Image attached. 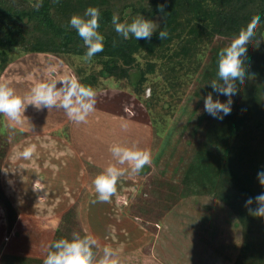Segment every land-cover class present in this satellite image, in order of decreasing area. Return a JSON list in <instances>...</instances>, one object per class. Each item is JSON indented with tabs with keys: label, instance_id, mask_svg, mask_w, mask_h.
Returning a JSON list of instances; mask_svg holds the SVG:
<instances>
[{
	"label": "rangeland",
	"instance_id": "rangeland-1",
	"mask_svg": "<svg viewBox=\"0 0 264 264\" xmlns=\"http://www.w3.org/2000/svg\"><path fill=\"white\" fill-rule=\"evenodd\" d=\"M152 19L161 23V16L156 15ZM223 39L213 43H221ZM10 56L11 62L0 68V80L8 81L21 95L27 89L30 91L35 84L52 78L54 72L57 73H54L55 78L52 79L68 75L78 79L80 75L76 72L81 71L82 75L89 72V66L79 55L24 54L17 49L12 50ZM90 67L95 69L93 65ZM154 80L156 77L152 75L149 83L145 84V97L151 92L150 84ZM191 80L190 77L186 78L184 93L178 91L176 85L168 91L163 90L167 88L163 84L157 89L148 102L153 107L149 112L152 138L149 142L144 140L145 146L150 144L148 150L151 152V163L145 167L150 170V175H129L131 169L126 170L122 179L136 177L137 182L132 180V184H117L116 192L111 196L113 198L104 205L96 201V195L89 196V199L85 195L89 190H94L92 181L101 172L100 169L92 166L87 154L78 158L75 153L86 149V152L91 151V155H94L95 151H100L104 142H73L69 123H66L71 119L60 107L43 109L45 120L41 130L45 132L47 122L53 126L48 127L46 133L35 136L21 132L17 128L22 125L14 127L13 122L1 114L0 131L5 135H0V146L4 143L8 147V155L0 166V186L15 212L9 220L7 211L10 208H6L0 201V264H43L50 250L47 237L53 242L86 232L98 240V245L94 246L96 261L103 258L105 243L124 240L127 245L111 247L116 253L117 264H231L242 243L241 225L236 215L222 201L209 194L210 181L204 178L205 174L198 177L195 168L189 167L199 145L206 142L204 127L199 122L200 115H205L203 100L191 93ZM101 83L105 86L104 90L107 88L105 92H113V89L122 87L133 95V87L122 80L108 78ZM108 98L97 93L95 104L99 105L96 107L106 108L113 96ZM124 104L122 102V110L131 112V107L127 106V109ZM37 111L26 108L24 119L29 115L36 118ZM134 133L139 135V132ZM122 135L126 138L128 136ZM32 146L31 157L24 158L22 152ZM215 150L218 153L220 146H216ZM55 157H62L60 162L65 166L55 165ZM81 161H88L92 168L86 171L85 187L76 199L82 185L79 182L81 174L74 164ZM57 167H61L58 179L50 181L58 184L57 187H49L45 196L40 194L36 185L33 189L32 184L38 182L31 181L39 169H48L47 174H57ZM139 176L143 177L141 184H137ZM60 184H64L65 188ZM133 192L136 194L131 203H125L124 197L129 198ZM125 208L133 217L136 214L139 222L131 220V217L127 219L123 210ZM132 226L137 227V230ZM122 227L125 228L124 233L135 231V237L119 235ZM142 231L145 232L143 236ZM40 236L44 237L39 240L37 237Z\"/></svg>",
	"mask_w": 264,
	"mask_h": 264
},
{
	"label": "trees",
	"instance_id": "trees-1",
	"mask_svg": "<svg viewBox=\"0 0 264 264\" xmlns=\"http://www.w3.org/2000/svg\"><path fill=\"white\" fill-rule=\"evenodd\" d=\"M33 2L0 0V68L11 62L10 52L17 49L24 54L79 55L89 66L84 75L76 72L80 83L98 90L105 88L99 82L108 78L122 80L133 87V96L148 114L153 108L148 102L162 84L167 87L164 91L176 85L184 93L183 85L190 77L191 93L199 99L208 95L218 54L230 49L252 22L261 21L251 37L245 84L237 89L231 118L218 127L200 115L206 142L199 145L189 167L195 168L198 177L205 174L204 178L210 181L209 194L222 201L241 225L242 243L231 264H264V217L251 215L245 207L248 197L264 191L257 178L258 170L264 169V0H43L39 9L32 6ZM161 4L165 6L163 12L158 7ZM90 6L100 9L99 31L105 41L103 51L88 60L83 40L68 21ZM114 13L122 22L138 14L161 16L160 26L167 36L161 40L158 29L151 40H124L112 25ZM222 38L221 43H213ZM152 75L156 80L145 97V84ZM218 103L224 107L223 102ZM1 141L0 138V144ZM216 146H220L218 153ZM7 150L3 143L0 166ZM1 189L0 186V201L10 208V220L15 210Z\"/></svg>",
	"mask_w": 264,
	"mask_h": 264
},
{
	"label": "clouds",
	"instance_id": "clouds-1",
	"mask_svg": "<svg viewBox=\"0 0 264 264\" xmlns=\"http://www.w3.org/2000/svg\"><path fill=\"white\" fill-rule=\"evenodd\" d=\"M43 0H34L32 6L39 9ZM164 11V5L158 6ZM101 12L98 7L90 6L83 14H73L68 23L75 29L86 46L85 59L90 60L96 53L104 49L105 36L99 31ZM114 30L124 40L135 38L136 40H151L158 31V37L164 40L167 32L164 27L143 14H138L131 20L121 21L119 15L113 14L111 19ZM261 21L252 22L248 31L234 43L227 51L222 50L216 61V75L210 81L211 92L203 96V112L207 119L218 127L231 118L232 104L237 98V89L245 84V69L247 50L252 35L260 26ZM115 43V41H114ZM60 87H57V85ZM96 91L91 85L82 84L75 76H63L58 79L49 78L35 84L30 92L19 94L8 81L0 80V114H4L13 122V126L23 124L25 109L32 105L37 110L44 108L60 107L65 110L69 119L76 122L85 121L88 114L93 111L96 103ZM223 102L224 107L220 106ZM126 126V125H125ZM33 148H25L22 152L24 158L31 157ZM110 152L117 158L118 164L128 162L131 165L129 175L141 172L145 165L151 163V152L138 146H129L116 143L110 146ZM126 170L109 164L93 179L92 183L99 201H109L116 192V185L120 178L125 176ZM257 178L261 186H264V169L257 172ZM255 203V207H251ZM248 212L257 217H264V191L254 197L245 200ZM98 245L97 238L86 232L80 236L59 238L49 245V251L43 260V264H117L116 253L105 246L103 258L94 259V246Z\"/></svg>",
	"mask_w": 264,
	"mask_h": 264
},
{
	"label": "crops",
	"instance_id": "crops-1",
	"mask_svg": "<svg viewBox=\"0 0 264 264\" xmlns=\"http://www.w3.org/2000/svg\"><path fill=\"white\" fill-rule=\"evenodd\" d=\"M64 71L66 72V74H70L67 70H64ZM54 73H57V72H54ZM54 76H55V74H54ZM54 76L52 75V78H55ZM56 78H59V77L57 76ZM116 89H113V92H111V90H109L108 92H105V91H107V88L105 90L100 89V91L95 89L96 94L98 93L102 96L104 95V96H106V98H108V97L112 98V96H113V99L110 100V102L106 106L107 109L106 108L101 109L102 107L97 108L96 106H98L99 104L98 105L95 104L93 111L88 114L85 121L76 122L74 120H71L70 122L69 121L66 122V123H69L70 138H72L73 142H77V141L86 142V141L95 140V141H101V142L105 143L102 146V148L100 149V151L98 150L97 152L96 151L94 152V155H91V151L86 152L85 151L86 149L83 152L82 151H75V153L78 154V158L81 157V155L85 156V154H87L86 157L88 158V161L92 164V166L98 167L100 169V171H102L105 167H107L109 164H112V163L117 164L118 167L123 168V169L128 170V171L131 169V165L128 162H125L124 164H118L117 163V158L114 157L109 150L110 146H112L113 144L123 143V144L129 145V146H138L142 149L145 148L148 150V148L150 147V144L148 147L145 146L144 140H146L145 142H149V139L152 138V135H151V129H152L151 125L152 124L150 123L149 114H148L145 106L141 102H139L137 100V98H135L129 91H127V89H124L122 87H118ZM101 91H102V93H99ZM28 92H30V91L27 89L26 93H28ZM103 92H105L107 94H104ZM119 96H120V100L118 102ZM122 102H125L124 105H126V108H127V106L131 107V112L128 113V112L122 110L123 109ZM102 103L104 104V102H102ZM26 108H28V110L30 108L36 109L32 105H30V106L28 105ZM45 110H47V108H45ZM140 110H141V112H140ZM38 111H37L38 115L36 118L32 117V115H29L28 118L24 119L23 124H20L22 126H18V124H17L14 127L18 126L17 129H19L21 132L26 133V134H33L34 136H35V134H38V133H46V130H48V127L53 126V125H51L47 122V124L44 127L45 132L43 130H41V127H42L44 120H45V117L42 116L44 114V110L42 109V110H38ZM133 111H135V112L133 113ZM136 112L138 113L137 114L138 117L136 116ZM19 127H21V128H19ZM36 129H38V130H36ZM135 131H136V133L139 132L138 133L139 135H136L134 133ZM122 134L128 135L127 138L122 137L123 136ZM129 135H132V136H129ZM133 135H135L137 138L134 137ZM133 138H134V141H133ZM55 158H56V160L54 161L55 165H58L61 167L65 166V164L60 162V159L62 157H55ZM88 161H85L84 163L81 161V162H78V164H74V165H76V169L78 168V171L81 174L80 178H79L80 179L79 182H80V186L82 185L80 191L78 190V192H77L78 194L76 195V199L79 198V196L82 194L81 191L85 187L86 171L87 172L91 171V169H90L91 166H90V163ZM50 162H53V160H51ZM61 167L56 168L57 174H55L54 172H50L47 174L48 169L44 170V168H43V171L39 169L35 174V179L31 181V183L38 182V184L37 183L32 184V187H34L33 189H35V185H36L38 190L41 191L40 194L45 196L46 195L45 191L49 187H51V188H53L55 186L57 187L58 184H52V183H50V181H53V179H58V176H59L58 173H59V171L61 172V170H60ZM145 167H147V165L144 166V169H142L141 173H138L137 176L140 175V176L145 177L147 175H150V172H149L150 170L145 169ZM99 169H97V170L99 171ZM39 176H40V179H39ZM50 176H53L54 178H51ZM143 177L139 178V183H137V184H141V182H143V179H142ZM133 178H135V179H132V178L129 179L128 178V179L123 180L122 178H120L118 180L117 184H119V183L120 184L121 183L132 184V180L133 181L136 180V177H133ZM89 181L90 180L88 179L87 184H89ZM136 182H137V180H136ZM60 185L63 188H65L64 184H60ZM68 189H70V188H68ZM93 194H94V196L96 195L95 199L99 204L104 205L107 203V201H99L97 199V194L94 190L93 191L89 190L87 193H85L86 199L87 198L89 199V196H92ZM135 194L136 193L133 192L129 198L124 197V202L125 203H127V202L131 203ZM111 198H113V197H111ZM120 198H121V196H120ZM87 202H88V200L85 201V203H87ZM123 210L126 212L125 215L127 216V219H128V217H131V220H135V221L139 220L138 216L136 214L133 217V215L129 214L126 211L128 209L125 208ZM132 228H134V230H137V227H135V226L134 227L132 226ZM124 229H125L124 227L119 229V235H124L127 237L132 235L135 237V234H134L135 231H128L127 233H124ZM144 234H145V232L143 233V231H142L141 235L143 236ZM126 243L127 242H125L124 240H120V241L116 240L112 244L105 243V245L107 247H110V248L111 247L119 248V247H122L124 245H127Z\"/></svg>",
	"mask_w": 264,
	"mask_h": 264
}]
</instances>
